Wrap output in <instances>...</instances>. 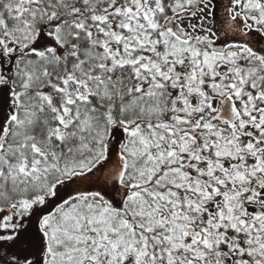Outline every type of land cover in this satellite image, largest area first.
<instances>
[{"label":"snow or ice","instance_id":"obj_1","mask_svg":"<svg viewBox=\"0 0 264 264\" xmlns=\"http://www.w3.org/2000/svg\"><path fill=\"white\" fill-rule=\"evenodd\" d=\"M0 264H264V0H0Z\"/></svg>","mask_w":264,"mask_h":264}]
</instances>
